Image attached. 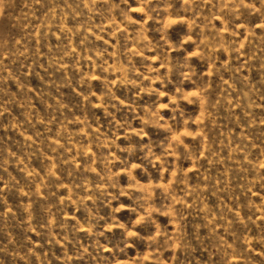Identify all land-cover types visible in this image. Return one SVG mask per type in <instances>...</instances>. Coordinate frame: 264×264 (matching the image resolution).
I'll return each instance as SVG.
<instances>
[{"label":"rangeland","instance_id":"1","mask_svg":"<svg viewBox=\"0 0 264 264\" xmlns=\"http://www.w3.org/2000/svg\"><path fill=\"white\" fill-rule=\"evenodd\" d=\"M0 264H264V0H0Z\"/></svg>","mask_w":264,"mask_h":264}]
</instances>
